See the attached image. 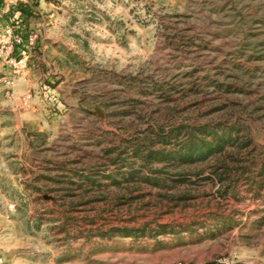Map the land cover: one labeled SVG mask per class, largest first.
<instances>
[{"label":"rangeland","instance_id":"1","mask_svg":"<svg viewBox=\"0 0 264 264\" xmlns=\"http://www.w3.org/2000/svg\"><path fill=\"white\" fill-rule=\"evenodd\" d=\"M264 264V0H0V264Z\"/></svg>","mask_w":264,"mask_h":264},{"label":"trees","instance_id":"2","mask_svg":"<svg viewBox=\"0 0 264 264\" xmlns=\"http://www.w3.org/2000/svg\"><path fill=\"white\" fill-rule=\"evenodd\" d=\"M208 264H216V263H212V262H211V263H208Z\"/></svg>","mask_w":264,"mask_h":264}]
</instances>
